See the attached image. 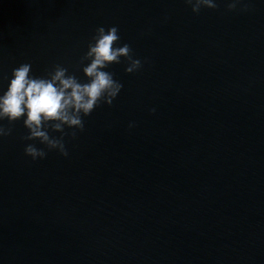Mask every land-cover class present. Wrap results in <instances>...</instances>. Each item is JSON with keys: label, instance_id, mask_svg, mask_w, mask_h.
<instances>
[{"label": "water", "instance_id": "water-1", "mask_svg": "<svg viewBox=\"0 0 264 264\" xmlns=\"http://www.w3.org/2000/svg\"><path fill=\"white\" fill-rule=\"evenodd\" d=\"M229 3L0 0V91L23 63L86 82L100 26L142 64L106 69L122 91L67 157L0 122V264H264V0Z\"/></svg>", "mask_w": 264, "mask_h": 264}, {"label": "clouds", "instance_id": "clouds-1", "mask_svg": "<svg viewBox=\"0 0 264 264\" xmlns=\"http://www.w3.org/2000/svg\"><path fill=\"white\" fill-rule=\"evenodd\" d=\"M194 13L201 8L215 9L216 0H186ZM242 0H230L229 10H233ZM120 45L119 29L112 26L96 29L88 51L84 56L83 74L86 82L76 75L69 74L68 69L56 65L45 76H38L32 71L31 63H23L14 68L6 90L0 91V122L13 124L23 121L28 130L25 155L33 161L44 159L48 151H58L64 157L69 155L65 147V129L84 130L82 117L89 116L101 103L112 105L122 91L123 85L114 79L113 73L106 69L113 64L127 61L125 71L132 74L142 64L133 58L128 44ZM155 111V109H153ZM134 127V124H129ZM59 133V136L53 135ZM12 134L11 127L0 123V138ZM75 137V132L72 133Z\"/></svg>", "mask_w": 264, "mask_h": 264}]
</instances>
